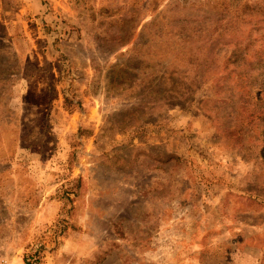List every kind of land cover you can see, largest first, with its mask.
<instances>
[{
  "label": "rangeland",
  "instance_id": "1",
  "mask_svg": "<svg viewBox=\"0 0 264 264\" xmlns=\"http://www.w3.org/2000/svg\"><path fill=\"white\" fill-rule=\"evenodd\" d=\"M0 264H264V0H0Z\"/></svg>",
  "mask_w": 264,
  "mask_h": 264
}]
</instances>
